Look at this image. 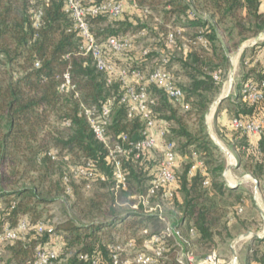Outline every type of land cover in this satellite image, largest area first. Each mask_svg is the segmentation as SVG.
Listing matches in <instances>:
<instances>
[{
  "label": "trees",
  "instance_id": "16d2710c",
  "mask_svg": "<svg viewBox=\"0 0 264 264\" xmlns=\"http://www.w3.org/2000/svg\"><path fill=\"white\" fill-rule=\"evenodd\" d=\"M134 2L147 21H134L125 11L114 20L99 15L89 19L91 31L100 41L144 32L141 37L157 41L165 52L168 34L174 35L175 52L161 53L160 47H154L158 52L152 49L147 55L133 51L120 56L107 54V59L116 68L146 73L159 67L166 57L167 70L177 66L179 70L174 76L179 73L186 78L177 85L190 105L187 111L173 104L157 86L148 85L156 99L152 111L157 125H165L169 141L177 139L176 152L184 158L180 170H176L173 197L166 200L159 194L152 201L161 205L170 203L172 209L167 212L170 218L167 217L171 221H167L181 231L186 251L191 243L211 249L215 246L214 238L233 239L227 227V214L235 205H242L243 197L223 180L226 163L214 158L215 153L221 152L205 132V116L211 97L220 93L230 57L246 41L264 32L261 0ZM83 3L87 5V0ZM65 9L66 0H0V232L5 224L15 226L27 218L33 226L39 223L48 204L67 203L75 197L81 205L76 215L70 216L65 209L62 221L54 226L64 245L52 264H90L80 258L84 255L108 264L110 246L118 235H124L126 242L132 241L139 247L142 230L153 234L161 233L164 228L158 215L131 209L132 197L144 193L150 184L156 166L152 167L149 157L154 150L140 160L130 156L124 162L128 187L115 194L106 150L95 140L80 114L81 106L100 108L111 100L107 125L111 139L126 135L129 141H139L143 125L138 118H127L126 108L119 102L120 83L114 80L108 85L106 75L96 69L91 57L79 52V40ZM39 12L36 26L35 15ZM148 23L153 26L149 27ZM177 28L190 30L186 34L189 46L186 54L176 51L180 44L179 40L176 42ZM260 50L264 51V42L248 51L254 55ZM176 52L180 53L179 58L174 55ZM153 59L157 60L155 65ZM257 65L255 82L261 84L264 61ZM254 72V68L248 70L245 78ZM66 73L75 86L73 91H60ZM215 75L220 81L214 80ZM240 91L228 101L232 119L251 120L262 115L264 97L260 103L250 104L241 99ZM189 120L196 131L189 130ZM259 137L256 149H250L248 144L241 149L247 136L240 131L232 133L241 156L237 168L264 181V137ZM192 153L198 154L204 170L189 175ZM86 161L92 162L107 180L91 186L96 185L104 192L83 199L80 190L85 189V182L70 180L66 184L64 177L71 166ZM205 182L208 184L204 185ZM156 221L162 225L161 229L154 224ZM190 230L196 234L193 239ZM40 238L49 239L30 230L24 237L0 244L6 253L0 264H35V249L45 245ZM256 241L258 245L249 249L245 264H264V250L259 247L260 240ZM169 245L158 264H178L176 247L173 242Z\"/></svg>",
  "mask_w": 264,
  "mask_h": 264
},
{
  "label": "built area",
  "instance_id": "2783aa9c",
  "mask_svg": "<svg viewBox=\"0 0 264 264\" xmlns=\"http://www.w3.org/2000/svg\"><path fill=\"white\" fill-rule=\"evenodd\" d=\"M123 11L124 4L119 0L100 2L87 0V5L83 3V0H66L65 12L73 22V29L79 40V52L84 56L91 57L96 69L106 75L108 85L112 84L114 80L120 83L122 93L119 102L125 106L127 118H138L143 125L142 139L139 141H129L126 135H119L116 139H111L107 133L111 114V100H107L100 108L81 106L80 114L86 119L95 140L102 144L106 150V161L111 168L115 194L125 191L128 187V171L124 162L128 161L130 156H133L134 160H140L156 148L157 139L153 136V131L157 132V136L162 141L161 158L152 171L150 184L144 193L132 197L134 202L131 209L141 211L143 214L158 215L164 228L161 233L153 234L147 229L142 230L143 240L139 247L132 241H127L124 246L116 241L110 246V263L108 264H158L170 249V242H173L176 247L178 264H227L217 256L216 252H211L204 259L197 261L194 255L188 253L183 246L181 231L167 221L162 205L152 201L159 194L166 200L173 197L172 189L176 182L178 153L175 143L168 140L169 132L166 127L157 129V121L152 111L156 99L149 92L148 85L157 86L173 104L179 106L183 111L189 110L190 105L186 102L185 94L178 87L175 77L167 70L168 59L166 57L162 59V64L159 67L146 73L137 69L116 68L108 61L107 54L120 56L134 51L133 40L127 34L111 36L100 41L92 33L89 19L105 15L114 20L119 18ZM40 16V12L35 15L36 26ZM143 35L144 32L138 34V36ZM167 43L168 45L174 44L172 33L168 34ZM148 52L147 49H143L141 54L147 55ZM214 80L220 81V77L215 75ZM74 89L75 86L71 83L69 74L66 73L63 76L60 91H73ZM240 97L250 104L260 103L264 97V82L261 84L252 81L245 82L240 91ZM230 125L233 130L240 131L246 136L264 137V113L251 120L231 119ZM52 157L54 158L53 154ZM192 161L189 175L204 168L197 153H192ZM70 180H82L85 182V189H90L93 183L106 182L107 178L92 162L86 161L69 168L68 175L64 177V182L68 184ZM207 184L208 182L204 183V185ZM67 191H70L69 187H67ZM30 230H33L38 236L47 235L49 238L56 236L53 226L44 223L31 226L28 220L22 219L15 226L11 224L3 226L0 232V244L13 242L23 237ZM189 235L193 238L196 234L194 230H190ZM262 238L264 237L262 236ZM131 250L133 254H128ZM57 257L58 254L54 250L43 245L35 249L34 263L52 264ZM80 258L89 261L90 264H101L99 258L96 257L90 258L84 255Z\"/></svg>",
  "mask_w": 264,
  "mask_h": 264
},
{
  "label": "crops",
  "instance_id": "0c3cea01",
  "mask_svg": "<svg viewBox=\"0 0 264 264\" xmlns=\"http://www.w3.org/2000/svg\"><path fill=\"white\" fill-rule=\"evenodd\" d=\"M135 5L136 4L134 0H131V2L126 7H124V11L128 15H130V17L134 21H137V20L147 21L148 20L147 17L143 14V12L139 9V7L137 6L134 7ZM260 11L264 12V0H261ZM154 21H158V19ZM189 33H190V30L186 31L185 29L177 28L178 36H177L176 42L179 40L180 44L176 51L179 50V52H181L182 54H186L188 52L189 46L187 45L186 34H189ZM263 37H264V32L260 33L255 38H252L246 41L243 44V46L249 42L252 45L247 47L244 50H241V48L243 47L242 46L238 51H236L230 57L229 67L226 72V74H229L227 92L222 95V96H225V95H228V96L224 100H222V102L219 104L221 105V109H220L221 119L218 117L217 120L219 119V121H221L222 123L221 128H224V134L222 135V139L232 149V153L228 152L232 156V158H229L225 154L226 157L228 158V163L226 162V167L223 172V180L226 186L231 188L235 192V194H241L243 197L242 205H235L233 208H231V210L227 214V219H226L227 227L229 228V230L233 228L236 231V233L232 235L233 239L231 240L228 246V252L230 256L226 260H224L225 257L221 256V258L223 257L224 259L223 258L222 259L227 264H245L246 262L245 257L249 253L250 251L249 249L258 245V242L256 240H260L259 247L264 250V238H262V236L264 237V207H260L256 204L257 196H260V194L261 196L262 195L264 196V181H258L252 175L244 174V173L240 176V178L235 180L232 177V174H230V170L232 169L233 166H235L234 167L235 171H239V169L237 168V165H238L239 159H241V156H240V152L238 148H236V142L232 138L233 129L230 125V121L232 117L230 114V105L228 102L237 93H239V91L241 90L245 82H250V81L255 82L256 80L255 75L256 73H258V70H259V67L257 64H261V62L264 60V51L260 50L254 53V55H251L248 50L252 48L255 44L261 43ZM175 47L176 46L168 45V43H166L165 45L166 52L164 50L162 51L161 46L158 51L159 52L162 51L161 53H170L173 51L175 52L174 50ZM144 49H147L148 51H150L153 48H150V46L147 45V47ZM153 50L157 51L156 49H153ZM236 65L238 66V68H236ZM172 68L174 69V66ZM172 68L170 69V72L174 76V72L178 71L179 67L176 66L175 68L177 69H174V71L172 70ZM253 68L255 72L253 74H250L247 78H245V73L248 70L253 69ZM226 74H225V79L223 81V84L225 83V80H226ZM174 77L177 79L176 76ZM222 77L224 78V76ZM225 100L228 104L227 107H224ZM164 126L162 124H159L157 125V129H160L161 127H164ZM153 136H155L157 139V145L153 153H151L149 157L150 158L149 162L151 163L152 167H155L159 159L161 158L162 141L157 136L156 131H153ZM246 141H245L246 144L244 143L241 149H244L245 145L247 144L249 147H251L250 149H256L259 146L260 137L259 136H247ZM183 161H184V158L178 155L177 171L180 170L181 164ZM229 165L231 166L230 170L226 171V168ZM198 170L203 171L204 169L203 170L198 169ZM198 170H196V172ZM249 182L252 183L253 191H248L246 187V184H249ZM250 193L252 194L251 201L254 203L253 205L250 203V200L248 198V195ZM56 236L50 237L45 243V246L46 248L50 250H54L57 254H60V252L63 249L64 243L60 236L59 237L58 236L56 237ZM120 238H123V240H125L124 235H118L116 240H119ZM193 238H195V236ZM57 240H60V241L58 242ZM261 240L263 242H261ZM234 252H235V256H234ZM195 259L197 260V258ZM251 264H255V263H251Z\"/></svg>",
  "mask_w": 264,
  "mask_h": 264
},
{
  "label": "rangeland",
  "instance_id": "374dc122",
  "mask_svg": "<svg viewBox=\"0 0 264 264\" xmlns=\"http://www.w3.org/2000/svg\"><path fill=\"white\" fill-rule=\"evenodd\" d=\"M119 1H121L124 4V7H126L131 2V0H119ZM148 26L152 27L153 25L151 23H148ZM128 36H130L132 38V40H133V44H134V47H135L133 52H135L136 54L141 52L144 48H146L147 45H149L150 48H154V47L155 48H159L160 47V45L157 44V41L153 40L152 38L141 37V36H138L136 33H131V34L129 33ZM262 42H264V37L262 39ZM174 55H176L178 58L180 57V53L179 52H176ZM154 58L156 59L157 56H155ZM155 59H153L155 61V62L153 61L154 65L157 63V60H155ZM152 65L153 64L150 63L149 66L151 67ZM175 67L176 66H174V69H177ZM236 68H238L237 65H236ZM174 69L172 68L173 71H174ZM176 77H177V79L175 78V80L178 83L185 81V78L180 76L179 73H177ZM228 77H229V74H226V80H225V83L223 84V86L221 87L220 93L214 98L211 97V103L208 106L207 113H206V116H205V132L208 135L209 139L212 141V143L221 152V154L215 153L214 154V158L216 160H219V161L223 160L225 163L226 162L228 163V158L226 157L225 153L219 148V146H221L222 148H224L225 150H227L228 152H231V153H232V149L222 139V135L224 134V128H221V124H222L221 121H219V119L217 120L218 117L221 119V117H220L221 105H216V101L224 93L227 92ZM227 106H228V104H227V102L225 100L224 101V107H227ZM187 126H188V128H189V130L191 132L192 131L193 132L196 131L195 130V125H194L192 120L188 121ZM212 137L217 141L218 145L214 142V139H212ZM173 142L177 146V143H178L177 139H174ZM198 153H200V152H198ZM234 167L235 166H233L232 169L230 170V174H232V177L235 180H237L238 178H240V176L243 173H242L241 170L235 171ZM148 184L146 183L147 186H148ZM246 187H247L248 191H253L252 190L253 186H252L251 182H249V184H246ZM100 189L101 188H99L98 186L94 185L90 189H81L80 190V194H81L83 199H88V198L92 197L96 192H100V193L104 192V190H100ZM251 195L252 194L250 193L248 195V198L250 200V203L253 205L254 203L251 201V199H252ZM132 204H133V202L131 203V205ZM169 204L170 203H166V204L162 205V207H163V210L165 212L167 220L171 221V219H169L170 218L169 214L167 213L170 209H172ZM256 204L258 206H260V207H264V196L263 195L261 196V194H260V196H257ZM78 205L81 206L80 203L78 202V200L75 197L72 198L67 203L52 202L51 204H48L44 208L45 211H43L42 218L39 221V223H44V224H48L49 223L48 225L54 227V226H56L57 224H59L62 221V219L64 217L63 214H64L65 209H67L69 211L70 216H75ZM27 220H29V219L27 218ZM154 224L159 226V229H161L160 227L162 225H160L158 223V221H156ZM151 226H153V223H151ZM235 233H236V231L233 228H231L230 229V234L234 235ZM56 235L59 237L58 233ZM222 237L224 238V240H220V238H214L215 246L213 248H211V249H208V248H206L204 246H201L199 244H196V245L193 246L192 243H191L188 246L189 248H188L187 252L193 254L194 257L197 258L198 260L204 259L211 252H216L217 256L218 257L220 256L219 257L220 259L225 257V259L224 258L223 259L226 260L230 256L229 252H228V246H229V244H230L232 239H226L224 236H222ZM44 239L45 238H40L41 242L43 241L42 242L43 244H45L47 242V240L44 241ZM57 241L59 242L60 240H57ZM116 241L118 243H120L121 245H123V246L126 243V241L123 240V238H120L119 240H116ZM2 248L3 247L0 246V258L5 259L6 258V253L4 252V249H2ZM128 254H133V251L132 250L129 251ZM221 256H223V257L221 258Z\"/></svg>",
  "mask_w": 264,
  "mask_h": 264
},
{
  "label": "water",
  "instance_id": "95a60500",
  "mask_svg": "<svg viewBox=\"0 0 264 264\" xmlns=\"http://www.w3.org/2000/svg\"><path fill=\"white\" fill-rule=\"evenodd\" d=\"M252 44L249 42V43H246L242 48H241V50H244V49H246L247 47H249V46H251ZM228 95H225V96H222V97H220L217 101H216V105H219L221 102H222V100H224L226 97H227ZM212 139H214L213 137H212ZM214 142L218 145V143H217V141L214 139ZM219 148L229 157V158H232V156L228 153V151H226L224 148H222L221 146H219ZM230 165L229 166H227V168H226V171H228V170H230ZM256 182V181H255ZM256 189H257V187H256ZM234 256H235V252H234Z\"/></svg>",
  "mask_w": 264,
  "mask_h": 264
}]
</instances>
